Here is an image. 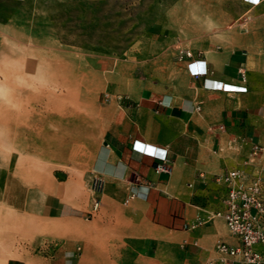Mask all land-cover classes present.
<instances>
[{
	"label": "crops",
	"instance_id": "obj_1",
	"mask_svg": "<svg viewBox=\"0 0 264 264\" xmlns=\"http://www.w3.org/2000/svg\"><path fill=\"white\" fill-rule=\"evenodd\" d=\"M253 1L221 45L158 57L111 101L92 159L103 181L99 212L47 203L43 218L86 226L56 228L39 264H206L218 243H237L209 216L227 197L216 176L242 169L251 179L260 169L251 153L264 145V0Z\"/></svg>",
	"mask_w": 264,
	"mask_h": 264
},
{
	"label": "rangeland",
	"instance_id": "obj_2",
	"mask_svg": "<svg viewBox=\"0 0 264 264\" xmlns=\"http://www.w3.org/2000/svg\"><path fill=\"white\" fill-rule=\"evenodd\" d=\"M253 5V0H0V80L12 71L28 74L37 81L28 87L30 122L36 116L48 129L50 120L66 121L72 105L81 126L78 134H86L78 137V153L41 158L13 153L18 164L3 167L14 174L10 201L4 200L6 186L0 188V264L11 259L39 264L56 228L86 226L43 218L45 205L61 198L84 211L100 201L92 159L106 129L105 109L117 97L121 102L122 89L133 87L141 71L150 75L158 57L199 56L205 42L221 45V36L236 32ZM65 66H71L72 87L54 70ZM243 70L246 84L248 71ZM3 83L0 95L9 99ZM50 94L62 112L54 113ZM8 129L0 125L5 142Z\"/></svg>",
	"mask_w": 264,
	"mask_h": 264
},
{
	"label": "bare ground",
	"instance_id": "obj_3",
	"mask_svg": "<svg viewBox=\"0 0 264 264\" xmlns=\"http://www.w3.org/2000/svg\"><path fill=\"white\" fill-rule=\"evenodd\" d=\"M47 66L48 68L53 69L54 64L50 63ZM70 67L69 66H65L61 68L58 67V69H54V70L58 71V74H60L61 76L63 75L64 77H67L68 81L66 84H69L70 87H72L73 76L71 75ZM27 75L28 74L24 76L21 75L20 72L12 71L10 72V76L8 77V79L5 78L4 81H1L2 79L0 80L1 81L0 83L4 82L3 85H6V88L10 92V96H11V98L7 99L5 95H0V125L5 124L9 128L6 137H4L6 138V142L5 139H3V137H0V188L6 186L4 192L5 194L4 200L6 202L11 200L10 198H11V188L13 187L12 181H13L14 169H10V168L6 169L3 167L7 162L11 165L18 164L17 161H19L20 158H18L16 161L12 155L13 153H18L22 156L39 157V158L43 157L45 154L48 153L75 154L78 153L79 151L77 147L78 137H82L86 135L81 132L78 134V130L81 129V126L78 121L77 110L72 105H69L68 108L69 110L66 109V112H68V116L66 115L67 116L66 121H64L63 118H60L59 122H57L58 120L55 121L56 119L54 121L50 120L48 122V127H49L48 129L46 128L45 125H43V123L38 118L35 119L36 116L34 117V120L30 122L29 112H28V103L30 98L28 87L31 89L32 87H34L32 86V84L33 83L36 84L37 81H34L33 79H31L30 76L29 78ZM52 76H54V74H52ZM53 78L55 79L56 77ZM54 79L51 80L50 82L52 83L53 81L56 83ZM50 89L51 88H49V91ZM53 90L55 89L52 88V91ZM53 98L54 96L52 95L49 96V102L50 105L53 106L52 109L54 113L62 112V108L59 107L58 105H55L56 102L55 103L52 102ZM35 99H38V97L34 96V100ZM15 101L18 102L16 103ZM42 117L44 116L42 115ZM5 157H8V160ZM26 171L30 172V169H27ZM24 197L26 198V196Z\"/></svg>",
	"mask_w": 264,
	"mask_h": 264
},
{
	"label": "built area",
	"instance_id": "obj_4",
	"mask_svg": "<svg viewBox=\"0 0 264 264\" xmlns=\"http://www.w3.org/2000/svg\"><path fill=\"white\" fill-rule=\"evenodd\" d=\"M189 57L192 56L188 52ZM243 75L244 70H240ZM205 73H194L196 77ZM260 163V169L251 179L246 171L231 170L215 177V182L225 186L227 197L222 210L210 214L209 219L221 218L225 221L236 244H217V257L206 264H264V145L256 144L251 153V163ZM160 170H166L164 166ZM101 192L103 181L96 178L93 184ZM100 201L96 200L92 211L98 212Z\"/></svg>",
	"mask_w": 264,
	"mask_h": 264
}]
</instances>
